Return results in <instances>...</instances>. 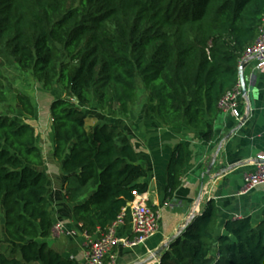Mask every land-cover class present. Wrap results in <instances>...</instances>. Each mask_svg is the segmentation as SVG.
<instances>
[{"label": "trees", "instance_id": "obj_1", "mask_svg": "<svg viewBox=\"0 0 264 264\" xmlns=\"http://www.w3.org/2000/svg\"><path fill=\"white\" fill-rule=\"evenodd\" d=\"M263 21L264 0H0V104L2 69L13 65L45 91L66 94L49 108L53 157L84 235L105 234L133 192L148 191L129 138L87 110L96 104L102 115L127 120L141 84L163 127L182 124L213 142L219 104L238 86L240 60ZM16 103L26 118L37 116L28 95L17 91ZM15 114L0 115V264H77L48 242L55 223L43 151L36 129ZM89 119L98 124L89 127ZM185 162L178 144L165 201L180 188ZM219 224L211 200L160 264H264V222L228 220L222 232Z\"/></svg>", "mask_w": 264, "mask_h": 264}, {"label": "crops", "instance_id": "obj_2", "mask_svg": "<svg viewBox=\"0 0 264 264\" xmlns=\"http://www.w3.org/2000/svg\"><path fill=\"white\" fill-rule=\"evenodd\" d=\"M244 78L249 106L247 113L244 106L241 108L243 118H246L243 126L237 131L236 119L231 114L222 113L214 124V141L209 144L199 140L182 124L163 127L155 109L150 115L141 113L135 116L131 111L130 118L125 120L121 117L113 119L100 112L101 116H97V107H92L94 110L90 114L100 122L116 124L129 138L139 163L147 172L144 182L148 185L149 205L160 209L162 214L160 229L154 237L135 248L119 245L109 254L105 264H160L163 253L157 255L159 250L190 221L191 212L195 214L194 222L211 200L218 208L220 232L228 220L250 218L255 226L264 222V186L247 191L245 185L246 176L255 170L257 158L264 156V73L255 70L252 61ZM29 119L22 122L37 130ZM96 124L97 120L91 126ZM49 137L53 153L52 130ZM178 144H182L186 151L181 186L172 200L165 201L167 166ZM215 158L216 164L208 172ZM41 170L49 176L50 212L55 225L61 223L66 231L75 232L73 236L53 232L48 242L65 259L87 264V239L74 218L73 205L65 197L66 176L60 172L59 166L52 169L44 166ZM2 234L4 237L3 224ZM118 235L132 239L130 226L119 230ZM95 237L98 236L92 238Z\"/></svg>", "mask_w": 264, "mask_h": 264}, {"label": "built area", "instance_id": "obj_3", "mask_svg": "<svg viewBox=\"0 0 264 264\" xmlns=\"http://www.w3.org/2000/svg\"><path fill=\"white\" fill-rule=\"evenodd\" d=\"M252 61L255 62V70L264 73V21L259 38L244 53L239 63V69L243 66L245 72ZM242 106H244L247 113L249 100L247 96H243L239 83L234 90L224 96L219 104L222 113L231 114L236 119L238 123L237 131L243 126L245 120L241 110ZM245 185L247 191L264 186V156L257 158L255 170L252 174L246 176ZM132 195L133 201L122 210L117 221L108 228L105 234L95 238L84 235L87 239L85 253L87 264H105L109 254L119 245L135 248L158 233L162 218L161 210L149 205L150 200L146 193L140 194L134 191ZM126 225L130 226L132 239L121 238L118 235L119 230ZM53 232L67 236L75 235L73 231H66L61 223L55 225Z\"/></svg>", "mask_w": 264, "mask_h": 264}, {"label": "rangeland", "instance_id": "obj_4", "mask_svg": "<svg viewBox=\"0 0 264 264\" xmlns=\"http://www.w3.org/2000/svg\"><path fill=\"white\" fill-rule=\"evenodd\" d=\"M2 71L6 86L5 94L7 97V103L0 104V115H7L10 110L13 109L16 111V119L20 121L25 120L26 117L16 103V92L19 91L28 95L37 110V116L34 119H29V122L37 127L38 145L43 151L45 167H50L52 169L59 166L60 172H62L59 162L57 163L54 161L53 153L51 151L49 134H51L52 129L49 108L53 100L63 98L66 94L59 86H55L50 92L45 91L43 86L35 81L31 73L21 72L16 65L4 67ZM147 96V93L143 90V87L140 84L137 101L131 107V111L135 116H138L141 113L151 114V110L154 109V106H149L147 104ZM95 106L97 107L96 104ZM92 110L94 109H88L87 113L90 114L93 112ZM96 114H98L97 116H101L99 115V111L96 112ZM93 121L95 120H88L89 127ZM45 171H47V169H45Z\"/></svg>", "mask_w": 264, "mask_h": 264}, {"label": "water", "instance_id": "obj_5", "mask_svg": "<svg viewBox=\"0 0 264 264\" xmlns=\"http://www.w3.org/2000/svg\"><path fill=\"white\" fill-rule=\"evenodd\" d=\"M239 83H240V87H241V91H242L243 96H247L248 88H247V84H246V81H245V78H244L243 66H241V68L239 69ZM215 164H216V158L213 159V161L211 162V164H210V166L208 168V172H210L213 169V167L215 166ZM225 172H226V170L223 171L222 173L224 174ZM194 216H195V214L193 212H191L190 221L187 222L186 225L183 228H181V230L177 233V235H175L174 237H172L171 240L167 244H165L162 247V249L159 250V252L157 253V255H161L165 250H167L172 245V243L174 241H176L182 235V233L189 227V225L194 220Z\"/></svg>", "mask_w": 264, "mask_h": 264}]
</instances>
